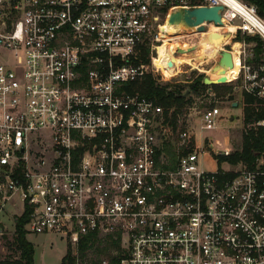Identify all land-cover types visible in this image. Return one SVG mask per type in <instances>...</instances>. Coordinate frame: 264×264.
I'll return each mask as SVG.
<instances>
[{"label":"built area","instance_id":"built-area-1","mask_svg":"<svg viewBox=\"0 0 264 264\" xmlns=\"http://www.w3.org/2000/svg\"><path fill=\"white\" fill-rule=\"evenodd\" d=\"M204 6L222 22L204 28L264 42V17L242 0H0V241L27 213L26 235L63 238L75 264H91L78 258L89 235L118 244L99 264H264V147L250 166L219 162L240 149L197 148L190 131L194 117L215 129L217 107L187 106L174 129L172 109L125 90L162 77L152 61L169 13ZM244 47L230 83L264 106V50L250 63ZM143 48L150 63L136 64Z\"/></svg>","mask_w":264,"mask_h":264},{"label":"trees","instance_id":"trees-1","mask_svg":"<svg viewBox=\"0 0 264 264\" xmlns=\"http://www.w3.org/2000/svg\"><path fill=\"white\" fill-rule=\"evenodd\" d=\"M203 0H196V3L200 4ZM248 5H253L256 8L257 14L260 17H264V0H242ZM255 38L246 37V41H252ZM236 43V42H234ZM164 48V45H163ZM140 54V58L135 62L136 64H149L150 59L148 55V49L143 48ZM163 50V49H162ZM255 55L257 56L261 50L262 45L257 43L254 49ZM159 55H157L158 57ZM153 62V61H152ZM157 68L159 64L156 63ZM153 67L155 68V63L153 62ZM204 75L193 72V77L189 82L185 84H159L154 76L151 74H146L144 78L140 81L133 82L126 85L125 90L128 93H139L141 96L154 101L157 105L161 106L165 110V116L167 111L172 109L170 116L172 126L176 127L177 115H182L191 104L192 96H199L204 92L210 90L219 91L222 88L221 85H204L202 83ZM231 90V87H230ZM188 95L184 97L185 92ZM243 122L253 123L262 118H264V110L261 112H255V109L251 105L259 104L260 101L255 98L243 94ZM264 147V128L258 127L255 131L245 130L242 134L241 149L229 158H219V162L228 160L231 163L244 162L250 166V163L254 160V152L260 151ZM28 220L27 213H24L20 217L15 219L14 223V235L13 241L10 242L7 238L4 240L9 241V248H6V253H3V259L0 260V264H34V247L26 239L25 224ZM4 241V242H8ZM108 243V241H107ZM98 246V247H97ZM97 247V250H96ZM118 247L116 242H110L101 247L99 239L95 235L86 236L82 239L78 245V258L83 259L87 256V253L93 250L101 257H107L112 259L107 253V248ZM9 251V253H7ZM15 253L16 256H12ZM1 258V257H0ZM100 258H93L91 264H99ZM113 260V259H112ZM76 257L72 256L68 250L66 251L64 257L61 259L60 264H75Z\"/></svg>","mask_w":264,"mask_h":264},{"label":"rangeland","instance_id":"rangeland-1","mask_svg":"<svg viewBox=\"0 0 264 264\" xmlns=\"http://www.w3.org/2000/svg\"><path fill=\"white\" fill-rule=\"evenodd\" d=\"M213 29L212 26H206L205 31ZM221 31V30H220ZM224 32H227L225 29H223ZM213 32V31H211ZM203 34V33H202ZM181 35V34H180ZM179 36H161L162 43H160L159 47L157 48V55L158 57H155L153 62L155 63V69H157L156 63L159 64V61L161 59L162 53L165 49V46L168 44H172L176 46L177 40H180L182 37ZM200 34H194L193 37V43H198V36ZM174 37V38H173ZM191 37V35L189 36ZM177 38V39H176ZM231 41V39H229ZM179 42V41H178ZM181 42V41H180ZM162 44V45H161ZM164 45V48H163ZM194 45V44H193ZM232 46L228 45L225 46V50H230ZM163 49V50H162ZM143 50L141 49L137 55L138 59L140 58V54ZM148 55H150L149 49H148ZM177 57H186L190 58V56L194 55H176ZM219 55H216L214 59L207 60L204 59L203 61L200 60H194L193 65L198 66L197 68H192L191 66H182L181 67V73L173 78L166 79L163 77V80H161L162 77H160L157 74H152L157 80L159 84H185L190 81V79L193 77V72H196L198 74H203L204 76L209 75L207 74V71H209L212 67L217 64ZM195 63V64H194ZM199 64H202V66H199ZM158 72L161 74V72L158 70ZM204 78V77H203ZM232 81L223 82L228 83L226 86L227 89H219V91L215 90H208L204 92L203 94L199 96H192L191 97V104L197 103L198 108H204V107H210L215 106L219 109L220 113V120L213 130H203L201 131L199 128V118L194 117V125L190 129L191 134L195 138V145L197 148H200L201 145L204 143L208 148L212 151L217 149H222L224 147L229 148L232 152L235 150L241 149V141H242V134L245 130H252L255 131L258 127H253L252 123H244L243 122V97L241 95V92L238 89H231L235 88V83H230ZM225 86V84H224ZM229 89V90H228ZM189 92V91H188ZM210 92L211 95L208 93ZM228 92V93H227ZM229 95V96H228ZM236 107H232V103H236ZM229 118H231V121H229ZM203 142V143H202ZM208 153L204 154L200 158V166L204 170L213 171L216 169L215 161L212 159L211 155L209 154L210 150H206ZM5 225L9 229L8 235L5 237L10 242L13 241V235H14V226L13 221L5 220ZM27 241H29L33 247H34V264H60L61 259L64 257L66 251H67V245L63 238H60L54 234H47V235H38V236H26ZM8 240H1L0 241V260L3 259V253H6V248H9V241ZM8 241V242H4ZM98 247V246H97ZM96 247V250H97ZM6 249V250H5ZM96 250L90 251L88 253V256L92 260L93 258H100L101 256L96 252ZM9 253V251H7ZM12 256H16L15 253L12 254Z\"/></svg>","mask_w":264,"mask_h":264},{"label":"bare ground","instance_id":"bare-ground-1","mask_svg":"<svg viewBox=\"0 0 264 264\" xmlns=\"http://www.w3.org/2000/svg\"><path fill=\"white\" fill-rule=\"evenodd\" d=\"M235 29L236 27L233 25H228L225 28V30L229 33H233ZM218 30H219L218 28L213 27V29H211L210 32L218 31ZM182 32H183L182 27H180L179 25L169 26L166 23H164L161 27L160 39H162L161 38L162 35L167 37L179 36ZM202 35L203 34L199 36ZM227 45L232 46V51L230 52L233 63L232 67L226 69L225 68L219 69L220 67H215V68L212 67L211 71L209 72V76H205L203 78V82L206 84H210V83H223L224 81L225 82L233 81L236 78V75L240 67L239 58H238L239 44L237 42L236 43L231 42L229 39L225 43L217 44V45L202 43L200 41L197 44L195 43L194 44L195 56L192 58L175 56L174 55L175 46L172 44H168L165 46V49L162 53L161 59L159 61V68H157V70H159L161 72V75L164 76V78L166 79L176 77L181 73L182 66H191L192 68H197L198 66L193 65L194 60H200V61H203L204 59L208 60V55H211V57H215L219 52L225 51L224 46ZM168 61H172L174 63L172 67L167 66ZM220 70H222L221 73H219Z\"/></svg>","mask_w":264,"mask_h":264},{"label":"water","instance_id":"water-1","mask_svg":"<svg viewBox=\"0 0 264 264\" xmlns=\"http://www.w3.org/2000/svg\"><path fill=\"white\" fill-rule=\"evenodd\" d=\"M221 10L220 6L215 7H195L192 9H178L169 13L168 18L166 20L167 25L180 26L182 27V31L186 32L188 30H192L195 33L202 34L200 36L199 41L202 43H207L211 45L223 44L228 39H230L231 35L229 32H210L205 31L204 24L205 23H213L216 26H222L221 18L219 11ZM178 55H194V45L188 46L185 48H177ZM193 57V56H190ZM172 65L171 62L167 63V66L170 67ZM233 65L232 58L230 52L228 50L219 52V58L217 64L213 67L222 68H231ZM222 70L219 71L221 73ZM202 83L204 85H215L214 83L205 84L202 79ZM188 95L186 91L184 97ZM232 107H236V104L233 103Z\"/></svg>","mask_w":264,"mask_h":264},{"label":"crops","instance_id":"crops-1","mask_svg":"<svg viewBox=\"0 0 264 264\" xmlns=\"http://www.w3.org/2000/svg\"><path fill=\"white\" fill-rule=\"evenodd\" d=\"M232 34V36H233V38H231V42H237L238 44H239V50L242 48V44H245V49H247V50H252V52H253V54H254V58L255 59H253V60H251V61H249L250 63L251 62H256V60H258V58H259V56L260 55H262L263 54V50H264V42L261 40V38H259L258 36H243V35H241V33L240 32H236V31H234L233 33H231ZM246 37H249V38H255L254 40H252V41H246L245 40V38ZM257 43H259V44H261L262 45V50H261V52L256 56L255 55V48H256V45H257ZM230 50H232V48L230 49ZM229 50V51H230ZM190 58H192V57H190ZM215 57H211V55H208V60L210 61V60H212V59H214ZM195 64V63H194ZM195 66V65H194ZM199 66H202V64H199ZM198 69V68H197ZM199 70V69H198ZM201 70V69H200ZM211 71V69L209 70V71H207V74H209V72ZM206 76H209V75H206ZM205 77V76H204ZM225 82V81H224ZM206 84V83H205ZM211 84V83H210ZM215 85H221L222 86V88L221 89H223V88H225V89H227L226 87H228V86H226L228 83H224L225 84V86H224V84H221V83H214ZM231 89H233V90H235V89H237V87L235 86V88H231ZM229 90V89H228ZM228 93V92H227ZM241 95H242V97H243V93H241ZM229 96V95H228ZM238 102H236L235 104H237ZM233 104V103H232ZM231 104V105H232ZM243 106H244V103H243ZM254 109H255V112H261L262 110H264V106H262L260 103L259 104H255V105H251ZM243 110V109H242ZM229 121H231V118H229ZM242 163V162H241ZM234 164H236V163H234ZM236 168L239 166V164L237 163L236 165ZM233 168V167H232Z\"/></svg>","mask_w":264,"mask_h":264}]
</instances>
